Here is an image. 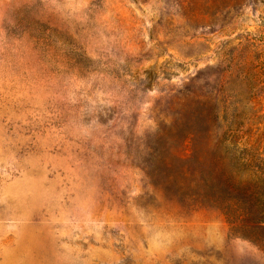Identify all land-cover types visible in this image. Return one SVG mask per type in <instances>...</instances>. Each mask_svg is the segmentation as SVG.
Returning a JSON list of instances; mask_svg holds the SVG:
<instances>
[{
	"label": "rangeland",
	"instance_id": "1",
	"mask_svg": "<svg viewBox=\"0 0 264 264\" xmlns=\"http://www.w3.org/2000/svg\"><path fill=\"white\" fill-rule=\"evenodd\" d=\"M247 42L264 171V0H0V264H264V195L190 196L173 137Z\"/></svg>",
	"mask_w": 264,
	"mask_h": 264
},
{
	"label": "trees",
	"instance_id": "2",
	"mask_svg": "<svg viewBox=\"0 0 264 264\" xmlns=\"http://www.w3.org/2000/svg\"><path fill=\"white\" fill-rule=\"evenodd\" d=\"M252 53L251 43L247 42V45L241 47L224 70L225 75L219 87L210 94L197 96L193 117L184 120L185 123H181L173 135L185 150H191L190 153L176 157L188 181L181 183V188H188L190 196L203 197L214 203L223 202L224 195L229 197L232 190L240 189L243 197L239 202H246L239 205L242 221H249L254 214V208L248 203L251 196L254 193L264 195V188L252 192L251 188H241L235 183L237 177L242 180L246 174L264 183V171L253 164L248 149L240 147L247 143V140H243L242 131L246 117H241L246 112L245 108L256 98L251 90L250 96L244 97V87L254 88L255 80L260 76L251 72L253 65L244 66L249 63Z\"/></svg>",
	"mask_w": 264,
	"mask_h": 264
}]
</instances>
